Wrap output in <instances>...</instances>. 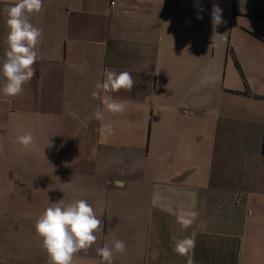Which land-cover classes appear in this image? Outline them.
Returning <instances> with one entry per match:
<instances>
[{
	"label": "crops",
	"instance_id": "0c3cea01",
	"mask_svg": "<svg viewBox=\"0 0 264 264\" xmlns=\"http://www.w3.org/2000/svg\"><path fill=\"white\" fill-rule=\"evenodd\" d=\"M6 3L15 0H0V64ZM214 4L224 21L215 29ZM261 16L264 0H43L30 18L43 30L35 75L20 95L0 94V197L18 217L9 230H23L35 252L0 264H47L36 220L52 203L79 199L103 226L73 264H100L97 249L113 237L127 245L113 264H187L173 247L185 236L195 240L194 264H264V171L239 160V148L264 146L253 142L264 126L238 120L264 112L254 107L264 94L238 93L260 76L243 59L263 53L264 34L249 23ZM106 70L135 83L107 94L126 102L123 113L96 120L105 94L93 91ZM29 132L24 149L17 137ZM181 215L193 220L187 230Z\"/></svg>",
	"mask_w": 264,
	"mask_h": 264
},
{
	"label": "clouds",
	"instance_id": "9594fccd",
	"mask_svg": "<svg viewBox=\"0 0 264 264\" xmlns=\"http://www.w3.org/2000/svg\"><path fill=\"white\" fill-rule=\"evenodd\" d=\"M43 10V0H15V3L5 6L6 51L0 74L3 76L0 94L5 98H14L23 92L24 85L35 75L34 64L37 62V45L43 35V30L31 23V16ZM203 11V9H200ZM197 16V19H202ZM224 23L222 9L214 4L212 8V26ZM135 81L130 72L105 71V78L98 82L93 91V97L99 98L104 93L102 107L94 110L92 117L104 119L105 110L113 114L123 113L126 102L114 99L109 93L120 90L131 91ZM75 118V113H72ZM33 135L29 132L17 137L22 148L27 149L33 143ZM177 223L187 230L193 223L188 216H178ZM103 221L97 217L93 207L85 199L72 203L63 200L52 203L37 218L36 234L42 239V247L47 253V264H73L74 256L87 251L97 242L96 233L102 231ZM173 247L176 254L186 257L187 264H194L191 253L195 248V240L191 236L174 237ZM127 249L124 241L113 237L111 246L105 244L97 249L101 258L100 264H113L114 253L123 254Z\"/></svg>",
	"mask_w": 264,
	"mask_h": 264
},
{
	"label": "rangeland",
	"instance_id": "374dc122",
	"mask_svg": "<svg viewBox=\"0 0 264 264\" xmlns=\"http://www.w3.org/2000/svg\"><path fill=\"white\" fill-rule=\"evenodd\" d=\"M250 25L252 30L255 32H262L264 34V16L257 17V18H251ZM257 59L252 60V58H248V60L243 59V61H247V64L253 63V67L250 69V72H253L254 75L256 73H260V76L258 79H255V83L253 85H250L249 83L245 85L244 90L248 89L249 93H262L264 94V50L263 53L256 54ZM260 57V59H258ZM263 64V65H262ZM248 71V67H247ZM260 80V81H259ZM255 109L258 108L264 110V100L262 102L257 103L255 106ZM243 107L239 105V109H242ZM239 124H246L248 128L250 127H257V126H264V112H254L249 113L246 112L244 115L239 114ZM251 133V131H249ZM256 134L253 132V142L256 141H263L264 138H256ZM261 136H264V133H261ZM246 135L244 132L239 133V141H245ZM256 164L253 165L252 171H264V167L262 166V159L264 158V146L263 147H257L251 150L250 153H246V149L239 148V160H247L248 162H253ZM245 169H243L242 165H239V172H244ZM250 172V171H249ZM4 196L0 197V258L7 257L8 254L12 253H21V254H28L31 255L33 252H35L34 245L31 243H26L28 238L24 234L23 230L18 231L16 233L12 228L9 230L8 224H11L12 222L18 221V217L16 215L10 216L7 215V209L5 208L4 204ZM23 198L22 194L17 195L16 199L19 202L20 199ZM48 207V206H47ZM30 235H32L31 232H28ZM25 247H28V249H25ZM21 259V257H19ZM31 260V259H29ZM21 261L24 262V260L21 259Z\"/></svg>",
	"mask_w": 264,
	"mask_h": 264
},
{
	"label": "trees",
	"instance_id": "16d2710c",
	"mask_svg": "<svg viewBox=\"0 0 264 264\" xmlns=\"http://www.w3.org/2000/svg\"><path fill=\"white\" fill-rule=\"evenodd\" d=\"M246 84H248V83H246ZM246 84H245V85H246ZM238 93H239V94H248V95L250 94V93L248 92V89H245L244 91H239ZM254 96H256V95H254Z\"/></svg>",
	"mask_w": 264,
	"mask_h": 264
},
{
	"label": "built area",
	"instance_id": "2783aa9c",
	"mask_svg": "<svg viewBox=\"0 0 264 264\" xmlns=\"http://www.w3.org/2000/svg\"><path fill=\"white\" fill-rule=\"evenodd\" d=\"M116 3V0H111V4L114 5Z\"/></svg>",
	"mask_w": 264,
	"mask_h": 264
}]
</instances>
